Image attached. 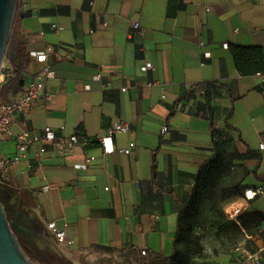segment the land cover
Wrapping results in <instances>:
<instances>
[{
	"label": "crops",
	"instance_id": "crops-1",
	"mask_svg": "<svg viewBox=\"0 0 264 264\" xmlns=\"http://www.w3.org/2000/svg\"><path fill=\"white\" fill-rule=\"evenodd\" d=\"M13 37L6 101L51 70L50 99L17 114L14 134L51 127L81 138L66 155L37 145L13 173L15 207L45 235L49 222L65 227L73 243L52 244L62 252L130 264L145 259L140 250L151 260L172 256L196 176L217 155V140H231L227 158L245 172L225 204L264 187V73L241 74L231 50H264V0H19ZM147 62L154 68L143 73ZM116 122L133 132L99 144ZM131 141V154L122 153ZM15 153V138L0 144L1 155ZM90 158L87 169L77 167ZM257 213L264 218V193L241 216L242 243L252 251L264 246Z\"/></svg>",
	"mask_w": 264,
	"mask_h": 264
},
{
	"label": "built area",
	"instance_id": "built-area-1",
	"mask_svg": "<svg viewBox=\"0 0 264 264\" xmlns=\"http://www.w3.org/2000/svg\"><path fill=\"white\" fill-rule=\"evenodd\" d=\"M55 29L60 28L57 25L53 26ZM135 28L139 27V24L134 25ZM224 48H228L229 44H223ZM153 64L147 62L141 66L140 70L143 73H147L152 70ZM50 68L46 67L43 71L38 74L33 80L29 81L19 92L17 97L12 101H6L2 95L1 87L3 83L7 80L12 79L15 76V70L13 67L5 64V61L0 69V144L15 138L16 142V153L13 156H6L0 154V195L3 197L5 203L8 206L15 207V203L11 198L12 191L16 188L14 184V170L18 167L24 160L29 158L31 149L40 146H50L60 155L72 154L81 145V138L78 134H73L70 136H65L57 134L53 131L51 127H46L41 133H33L29 130L21 129L18 134H14L13 125L16 122V115L28 114L34 107L35 103L41 99H50V94L46 92V78L50 73ZM258 75H261L258 73ZM154 85L159 86L164 90V86L155 82H148L147 86L152 87ZM108 87V85H105ZM126 91V88H123ZM163 99L166 98L165 95L162 96ZM168 128H164L163 132H167ZM132 127L126 122H116L112 124L105 132L98 136V143L105 146L107 141L117 135H128L131 134ZM135 147V142L131 141L128 148L121 150L122 153L129 155L131 154L133 148ZM264 147V145H262ZM34 157L39 159L40 154L35 153ZM94 161V158L87 159L84 164H80L77 167L80 169H87L89 164ZM264 193V187L262 185L247 188L244 192L241 201L238 202L239 206L233 211L228 212L226 209V214L228 217L238 224H240V216L244 211L248 202L254 200L258 195ZM46 228L49 231L48 235L40 230H36V239L34 242L39 245H44L43 242H49L54 244V239L60 246H70L73 241L68 238L67 231L65 227H60L55 221L46 224ZM45 240V241H44ZM37 241V242H36ZM140 257H146L148 255L147 250L139 251ZM233 263L232 264H262L264 260V246L259 247L256 251L248 249L245 243H239L232 251Z\"/></svg>",
	"mask_w": 264,
	"mask_h": 264
},
{
	"label": "rangeland",
	"instance_id": "rangeland-1",
	"mask_svg": "<svg viewBox=\"0 0 264 264\" xmlns=\"http://www.w3.org/2000/svg\"><path fill=\"white\" fill-rule=\"evenodd\" d=\"M13 41L12 31L9 54L5 58V64L12 60L11 54L15 47ZM227 160L229 159L227 158ZM234 167L230 176L218 180L214 187L208 189L199 188L197 191L180 225L176 237L175 253L171 262L176 264L233 263L232 251L245 238V234L239 228L241 224L230 219L224 208L225 195L231 191V187L239 184L245 176L241 165L236 164ZM15 210L19 220L13 217V222L18 221L23 226L37 230L38 224L34 222V219L30 217L26 210H23L20 206ZM13 227L18 230L16 233L21 242V247L30 260L42 262L43 257L48 256L52 264H76L75 261L77 264H130L128 259L120 262L119 260L115 261L106 257H98L93 262L87 258L76 260L74 256L72 258L66 256L64 252L49 242H43L44 245L28 243L23 238V235H25L24 230L17 224H13ZM152 261L149 255L145 259L135 258V264H151Z\"/></svg>",
	"mask_w": 264,
	"mask_h": 264
},
{
	"label": "trees",
	"instance_id": "trees-1",
	"mask_svg": "<svg viewBox=\"0 0 264 264\" xmlns=\"http://www.w3.org/2000/svg\"><path fill=\"white\" fill-rule=\"evenodd\" d=\"M231 50L235 66L241 74L248 76L256 74L257 72L264 73V50L261 47L233 45L231 46ZM18 88L20 89V87ZM230 146L231 140H217V142H215V147L218 153L214 158L208 160L203 166H201L196 176L193 198L195 197L199 188H212L218 180L230 176L234 167L233 162L227 160L226 148ZM230 189L234 191L239 188L235 186L231 187ZM239 220H241V225L245 228L242 217H240ZM263 220L264 218L261 214H255V223L259 225V223H261ZM239 228L241 229V226H239ZM173 257L174 254L170 257L161 256L156 260H153L151 264H170V262L173 260Z\"/></svg>",
	"mask_w": 264,
	"mask_h": 264
},
{
	"label": "water",
	"instance_id": "water-1",
	"mask_svg": "<svg viewBox=\"0 0 264 264\" xmlns=\"http://www.w3.org/2000/svg\"><path fill=\"white\" fill-rule=\"evenodd\" d=\"M18 6L19 0H0V69L9 54ZM13 217L19 220L16 210L8 206L0 195V264H42L40 261L28 258L21 247L16 233L18 230L13 227V224H17L22 230L29 232V236L34 240L36 239V230L23 226L18 221L13 222Z\"/></svg>",
	"mask_w": 264,
	"mask_h": 264
},
{
	"label": "bare ground",
	"instance_id": "bare-ground-1",
	"mask_svg": "<svg viewBox=\"0 0 264 264\" xmlns=\"http://www.w3.org/2000/svg\"><path fill=\"white\" fill-rule=\"evenodd\" d=\"M239 206V203H237V202H230V203H227V204H225L224 205V208L228 211V212H230V211H233L235 208H237ZM27 235H29V232H27L26 230L24 231ZM66 254V256H68V257H71L72 258V256H71V254L69 253V252H67V253H65Z\"/></svg>",
	"mask_w": 264,
	"mask_h": 264
},
{
	"label": "flooded vegetation",
	"instance_id": "flooded-vegetation-1",
	"mask_svg": "<svg viewBox=\"0 0 264 264\" xmlns=\"http://www.w3.org/2000/svg\"><path fill=\"white\" fill-rule=\"evenodd\" d=\"M23 238H24V240L27 241L28 243H29V242H30L31 244H32V243H35L34 240H33V238H32L31 236L27 235L26 233H25V235H23ZM39 249H40V248H39ZM42 264H52V263L50 262V258H49L48 256H44V257H43Z\"/></svg>",
	"mask_w": 264,
	"mask_h": 264
}]
</instances>
